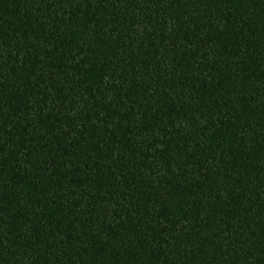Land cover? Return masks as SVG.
Listing matches in <instances>:
<instances>
[{"label":"trees","instance_id":"obj_1","mask_svg":"<svg viewBox=\"0 0 264 264\" xmlns=\"http://www.w3.org/2000/svg\"><path fill=\"white\" fill-rule=\"evenodd\" d=\"M0 264H264V0H0Z\"/></svg>","mask_w":264,"mask_h":264}]
</instances>
